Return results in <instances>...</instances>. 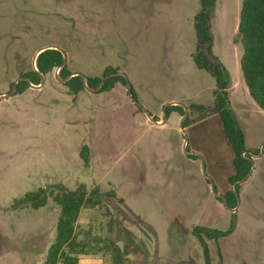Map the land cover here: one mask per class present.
Returning <instances> with one entry per match:
<instances>
[{
	"label": "rangeland",
	"instance_id": "obj_1",
	"mask_svg": "<svg viewBox=\"0 0 264 264\" xmlns=\"http://www.w3.org/2000/svg\"><path fill=\"white\" fill-rule=\"evenodd\" d=\"M241 3L214 0L208 16L210 54L223 67L254 162L233 190L231 211L206 178L222 194L234 185L227 181L232 151L211 111L214 78L191 58L198 0H0V94L32 66L38 48L56 45L70 72L101 76L107 66L124 72L138 103L121 81L72 94L55 77L56 68L41 87L0 98V264H43L60 213L52 195L58 185L80 183L97 188L101 202L81 209L78 230L116 239L127 264H205L193 227L226 230L231 213V232L204 237L211 264H264V111L239 69ZM171 99L187 108L192 125L183 133L176 110L157 126L138 109L160 121L159 104ZM184 137L192 153L184 150ZM40 187L52 192L44 206L13 204ZM82 258L111 264L107 254Z\"/></svg>",
	"mask_w": 264,
	"mask_h": 264
},
{
	"label": "trees",
	"instance_id": "obj_2",
	"mask_svg": "<svg viewBox=\"0 0 264 264\" xmlns=\"http://www.w3.org/2000/svg\"><path fill=\"white\" fill-rule=\"evenodd\" d=\"M214 0H198L199 10L193 17V27L196 32V46L191 58L194 64L209 73L215 81L213 90V104L211 111L217 115L220 120L222 132L232 151L233 172L227 177L230 184H234L223 194L226 198V205L235 208L238 182L247 176L252 166V154L246 150L244 133L238 125L237 119L230 106L227 94L228 82L224 75L222 65L210 54V22L209 11ZM235 41L241 47L239 56V69L243 81L247 87L250 97L256 105L264 111V0H242L239 19L237 23V32ZM62 61V53L54 48H48L41 51L35 61V67H29L26 71L19 74L29 79L33 84L40 82V74L44 76L57 68ZM118 68L112 66L105 67L101 76H85L86 85L94 87L100 79ZM71 72L67 69L66 63L58 70V76L66 77ZM121 81L125 84L122 75L109 76L98 89L102 91L110 88L115 82ZM12 84V83H11ZM10 84V86H11ZM64 85L72 94H77L85 89L81 76L73 75L66 80ZM29 87L25 80L18 81L15 93H21ZM132 90V89H131ZM133 96L135 94L132 90ZM138 109H142L140 106ZM176 110L183 114V107L178 104H171L165 108L168 115L170 111ZM153 118L157 119L155 115ZM203 118H200L201 120ZM188 125L187 118L183 120V126ZM196 157V154H189ZM80 156L85 164L88 163V148L83 146L80 150ZM56 192L48 193L45 188H37L34 191L26 192L21 198L14 199L15 205L27 204L36 209L46 204L49 194L60 208V213L56 222L55 237L47 250L46 258L43 264H81V255H95L101 253L108 255L111 264H127L125 252L118 245L116 239L95 235L91 230L81 231L77 228V220L80 211L84 207H94L100 204L101 200L96 196L97 188L88 191L85 184L80 183L73 189L65 188L63 185L56 187ZM234 190V191H233ZM221 202L222 198L217 197ZM232 220L226 230H219L207 226H194L193 235L198 239L202 247V255L205 264H211L209 258L208 246L205 236L217 239L234 228V213ZM244 264V263H237Z\"/></svg>",
	"mask_w": 264,
	"mask_h": 264
},
{
	"label": "water",
	"instance_id": "obj_3",
	"mask_svg": "<svg viewBox=\"0 0 264 264\" xmlns=\"http://www.w3.org/2000/svg\"><path fill=\"white\" fill-rule=\"evenodd\" d=\"M48 48H54V49H57V50H59V51L62 53V61H61L60 65L56 68V73H55V77H56L58 80H60L61 82H65L66 80H68V79H69L71 76H73V75H79V76H81V78H82V81H83V83H84V86H85V89H86V90L97 91V90L101 87L102 83H103V82H104L109 76L122 75V76L124 77V79H125V87H126V92H127V94H128V95L130 96V98H131V99H132V100L138 105L136 98L133 96V93H132V90H131V87H130V83H129V81H128V78H127L126 74H125L124 72H122V71L112 72V73H110V74H107V75L103 76V77L100 79V81H99L94 87H89L88 85H86L85 75H84L82 72H79V71L71 72V73L68 74L66 77H60V76H58V70H59V68H60L61 66H63V65L66 63V53H65V51H64L61 47H59V46H56V45H44V46H42V47H40V48H38V49L36 50V52L34 53L33 58H32V66H33V68H34L36 71H37V69H36V67H35V61H36V57H37V55H38L41 51H43V50H45V49H48ZM20 80H25V81L29 84V86H31V87H35V88H38V87H41V86L44 84V82H45V76H44L43 74H40V82H39L38 84H33V83H31V82L29 81V79L26 78V77L18 76V77H16V78L13 80V82H12V84H11V86H10V90H9L8 92L4 93V94H0V98H7V97L13 95V94L15 93L16 85H17L18 81H20ZM171 104H178V105H181V106L183 107V114H182V116H181L180 123H179V124H180V128L182 129V133H183V132H184L183 120H184V118H185L186 115H187V108H186V106H185L183 103H181V102H179V101L166 102V103L163 105V107H162L163 119H162L161 121H158L157 119L153 118L152 115L146 110L145 107H143V106H141V105H139V106L142 108V110L145 112L146 116L148 117V119H149L151 122H153V123H159V124H164V123L166 122V119H167V114H166V112H165V108H166L168 105H171ZM185 143H186V137H184V141H183V147H184V150L186 151V149H185ZM186 152L192 153L191 151H186ZM258 155H259V153H258ZM258 155H256V156H258ZM251 159H252V157H251ZM252 168H253V163H252V166H251L249 172L247 173V175L251 172ZM202 172L205 174L203 164H202ZM206 178H207V180H208V183H209V185H210V189H211L212 193H213L215 196H218V197L222 198V202H223V204H224L225 207H227V208H228L229 210H231V211H234L235 208H231V207H228V206L226 205V198H225L224 194H222V193H220V192H218V191L215 190L214 183H213L212 179H211L210 177H208L207 175H206ZM243 179H244V178H243ZM243 179H242V180H243Z\"/></svg>",
	"mask_w": 264,
	"mask_h": 264
},
{
	"label": "crops",
	"instance_id": "obj_4",
	"mask_svg": "<svg viewBox=\"0 0 264 264\" xmlns=\"http://www.w3.org/2000/svg\"><path fill=\"white\" fill-rule=\"evenodd\" d=\"M173 101H176V100H173V99H171V101H168V102H173ZM163 102L164 101H161L160 102V106H162L163 107ZM161 107V108H162ZM263 111V110H262ZM145 113V112H144ZM172 113V112H171ZM173 113H175L174 111H173ZM153 114H155V113H153ZM146 115V114H145ZM152 115V114H151ZM147 117V116H146ZM161 121V120H160ZM166 121H167V119H166ZM199 121V120H198ZM179 123H180V121H179ZM152 124H155V125H157V126H164L165 124H166V122L164 123V124H159V123H153L152 122ZM192 124H188L186 127H184V129L185 128H187V127H189V126H191ZM180 130V132L182 133V129L180 128V124H179V127H178V131ZM253 169H254V162H253V168H252V170H251V172L247 175V176H249L251 173H252V171H253ZM247 176L242 180V181H244V180H246V178H247ZM83 256H85V255H81L80 256V263L81 264H84V263H90V261L89 260H87V259H83L82 257ZM96 263H98L97 261H95Z\"/></svg>",
	"mask_w": 264,
	"mask_h": 264
},
{
	"label": "flooded vegetation",
	"instance_id": "obj_5",
	"mask_svg": "<svg viewBox=\"0 0 264 264\" xmlns=\"http://www.w3.org/2000/svg\"><path fill=\"white\" fill-rule=\"evenodd\" d=\"M216 197H218V196H216ZM223 203V202H222ZM227 208V207H226Z\"/></svg>",
	"mask_w": 264,
	"mask_h": 264
}]
</instances>
